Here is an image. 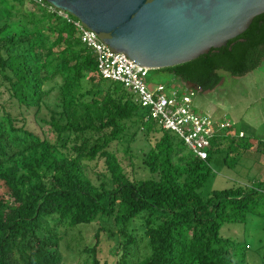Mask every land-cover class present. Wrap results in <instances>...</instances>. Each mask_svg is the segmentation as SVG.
Listing matches in <instances>:
<instances>
[{"label":"trees","instance_id":"trees-1","mask_svg":"<svg viewBox=\"0 0 264 264\" xmlns=\"http://www.w3.org/2000/svg\"><path fill=\"white\" fill-rule=\"evenodd\" d=\"M23 1L0 0V94L7 93L10 107L0 103V264H61V224L94 227L95 241L84 249L91 264H102L101 254L104 264H247L248 241L221 229L246 224L249 215L264 220V179L205 198L199 192L213 144L230 136L232 126L214 138L206 159L175 149L169 130L144 120L147 111L129 90L99 75L93 51L72 23L44 0H30L27 10L18 8ZM263 58L264 13L225 46L156 70L209 92L220 85V71L242 76ZM56 77L61 111L48 121L52 141L26 120L37 117L44 85ZM85 78L90 86L81 93ZM133 121L130 137L142 131L150 144L135 163L129 146L122 156L111 149ZM236 135L243 149L250 147L244 133ZM99 158L108 175L102 172L95 183L87 169ZM138 243L148 252L138 255Z\"/></svg>","mask_w":264,"mask_h":264},{"label":"rangeland","instance_id":"rangeland-1","mask_svg":"<svg viewBox=\"0 0 264 264\" xmlns=\"http://www.w3.org/2000/svg\"><path fill=\"white\" fill-rule=\"evenodd\" d=\"M30 5V0H24L23 5L18 6V8L27 10ZM32 9L33 11H37L35 5H32ZM12 18H14V14H12ZM220 74L222 75V81L217 88L218 90L191 96L192 106L196 112L209 115L215 123L229 121L234 129L230 136L227 138L219 137L213 144L210 159V174L203 186L199 189L201 196L204 198L208 197L213 190H222L235 186H241L247 189L252 182L264 179V174H261V171L257 169L258 165L255 166L257 159L250 156L251 152L249 156L243 154L239 148L242 140H239L237 136L235 137L238 129L242 128L248 133L253 129L255 130L254 136H257L255 138L264 139V59H262L261 64L257 68L245 75L232 76L224 71H220ZM87 78L83 79L80 89L81 93L90 86ZM145 79L151 90H154L158 84H163L167 89L177 88L180 92L189 94L190 89L182 85L169 72L149 69ZM60 83V78L56 77L44 85L46 94L44 95L40 112L36 118L31 114H27L26 120L29 128L38 133H44L52 141L55 140L56 133L51 130L48 121L50 120L52 112L61 111L59 106ZM6 98L7 93L2 91L0 94V103L5 104L9 109V102H7ZM136 125L137 122H130L124 132L125 134L119 141L113 142L111 145V149L118 151L117 153L120 156H122L121 150L129 146L132 150L130 155L134 163L135 159L144 151H147L150 146L148 140L142 135V131H138L134 139L130 137V134L137 129ZM168 134L175 142V149H181L182 153L189 151L186 146H182L176 135L170 131ZM260 148L264 149V143H260ZM176 159L177 154L173 153V160L176 161ZM128 162L129 160H125V165ZM126 168L133 173L130 166H126ZM102 172L108 175L103 158L89 163L87 173L95 183L98 182L99 175ZM2 189L1 187L0 191ZM58 230L62 234L64 233V237L59 245V251L62 256L61 264H91V254L84 249L85 246L89 247L93 245L95 241L93 237L94 227L84 226L67 229L61 224ZM221 234L240 240H247L250 245L247 251V264H264L263 218L249 215L246 224H230L221 229ZM259 239H262V241L260 242ZM137 251L138 255L141 256L147 250L142 243H138ZM104 259V254H101L102 264H104Z\"/></svg>","mask_w":264,"mask_h":264},{"label":"water","instance_id":"water-1","mask_svg":"<svg viewBox=\"0 0 264 264\" xmlns=\"http://www.w3.org/2000/svg\"><path fill=\"white\" fill-rule=\"evenodd\" d=\"M77 18L111 51L160 69L225 46L264 13V0H44Z\"/></svg>","mask_w":264,"mask_h":264},{"label":"built area","instance_id":"built-area-1","mask_svg":"<svg viewBox=\"0 0 264 264\" xmlns=\"http://www.w3.org/2000/svg\"><path fill=\"white\" fill-rule=\"evenodd\" d=\"M56 10L78 29L81 41L93 51L99 75L120 82L132 93L134 102L147 111L144 120L150 117L157 126L174 133L198 158H207L214 138L227 133L232 124L229 121L215 123L209 115L193 109L191 96L199 92L198 88L185 86L190 89L189 94L177 88L167 89L163 84H158L154 90L149 89L145 79L148 68L135 64L124 53L111 51L77 18ZM239 135L243 133L239 132Z\"/></svg>","mask_w":264,"mask_h":264},{"label":"crops","instance_id":"crops-1","mask_svg":"<svg viewBox=\"0 0 264 264\" xmlns=\"http://www.w3.org/2000/svg\"><path fill=\"white\" fill-rule=\"evenodd\" d=\"M264 59V58H263ZM261 64V63H260ZM259 64V65H260ZM219 86V85H218ZM218 86L214 89V90H212V91H209V92H198L197 91V93L195 94V95H197V94H204V93H210V92H215L216 90H218L217 88H218ZM250 129H252V128H250ZM238 131L239 132H242V133H244V138H246V142L247 143H249L250 144V147L249 148H247V149H243L241 146L239 147L240 148V150L242 151V153L243 154H245V155H247V156H249L250 155V152H251V157L252 158H255V159H257V162H256V164H255V166H257L258 165V167H257V169L259 170V171H261V174H264V149L263 148H260V143H264V139H262V138H255V137H257L256 135L254 136V134H255V130H250L249 131V133L248 132H246L244 129H242V128H239L238 129ZM237 135H235V137H236ZM238 137V136H237ZM251 137H253V139H251ZM257 139V140H256ZM253 141H254V143H253ZM255 155H253V154ZM254 159V160H255Z\"/></svg>","mask_w":264,"mask_h":264}]
</instances>
